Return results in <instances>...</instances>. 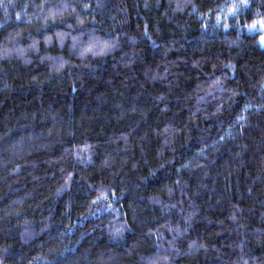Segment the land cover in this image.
Returning a JSON list of instances; mask_svg holds the SVG:
<instances>
[{"label": "clouds", "instance_id": "obj_1", "mask_svg": "<svg viewBox=\"0 0 264 264\" xmlns=\"http://www.w3.org/2000/svg\"><path fill=\"white\" fill-rule=\"evenodd\" d=\"M0 13V60L18 51L37 88H83L109 66L117 76L127 70L125 89L140 81L134 99L117 105L119 130L103 140L71 116L41 117L46 126L32 131L33 116L27 132L18 122L0 131V225L25 248L12 258L0 239V264H38L42 256L26 254L29 240L58 224L72 232L73 216L127 243L120 264H199L212 246L196 225L214 223L222 204L229 239L213 249L221 264H264V199L242 203L264 192V0H0ZM54 37L57 62L46 51L25 58ZM224 152L241 165L251 153L257 175L246 195L205 206L202 181ZM158 174L167 179L145 187ZM61 252L47 248L46 264Z\"/></svg>", "mask_w": 264, "mask_h": 264}, {"label": "trees", "instance_id": "obj_2", "mask_svg": "<svg viewBox=\"0 0 264 264\" xmlns=\"http://www.w3.org/2000/svg\"><path fill=\"white\" fill-rule=\"evenodd\" d=\"M31 9H29L30 11ZM2 18V13H0ZM26 22V18L21 20L17 26H21ZM61 27V26H57ZM53 29L49 28L45 32L35 33V37L40 39ZM22 41L21 43H27ZM43 41L41 40V45ZM58 40L53 38L52 44L44 49L41 47L40 53H28L27 58L38 59L45 51L48 57L56 61V52ZM0 55H4V51L0 48ZM9 55L13 58L9 60H0V82L8 80L10 85L4 88L3 83H0V131L10 127L13 123H17V129L21 125L25 127L24 132L29 131L31 118V130L35 131L42 125L39 121L41 117L55 116L56 119L63 117L65 120L71 116V119L82 122L90 126L93 133H100L99 139L103 140L108 133L119 130L123 123L117 122L114 117L119 115L120 109L118 104H127V102L135 97V90L139 87L140 81L137 79H129L128 86L125 89L121 86L120 81L127 78V70L120 69L123 74L117 76L113 72L111 66L98 79L85 78L86 84L83 88H78L77 85L53 84L46 85L40 82V87L37 88L34 84L29 83V73L25 71L21 62L15 60L20 53L16 50H11ZM149 59H152V54L148 53ZM159 59V57H155ZM46 57L45 63L41 67H47ZM27 67H31L28 64ZM39 80V77H33ZM77 87L76 93H72V88ZM150 90V89H149ZM147 104V100H143ZM69 109L71 112H69ZM151 115V113H150ZM51 123V119L47 120ZM19 134V131H14L12 137ZM0 155H3L0 153ZM244 164L241 165L234 161L227 152L218 154L216 158L217 167L207 177H204L202 183L207 185L206 189L202 190L200 199L205 206L216 203H223L221 197L227 196L236 200L240 193L247 194V188L252 184V178L257 175L255 171V160L251 153H246L243 157ZM43 166V165H41ZM167 179L163 174H158V178L150 180L145 187L152 183L162 182ZM194 180L190 179L192 184ZM257 183L253 188H259ZM61 201L63 197L60 198ZM256 199H264V192L258 194V197H248L242 201L245 205L258 207L255 204ZM59 206V205H58ZM224 205H217V212H213L210 217L214 223L208 224L201 220L196 225L197 233L205 234L208 237V243L212 246L209 248L207 255L198 256L199 264H221L219 255L213 250L215 247H223L227 244L229 233L225 231L224 225L221 223L223 212L219 209ZM97 217L102 213H97ZM257 215L259 213L257 212ZM73 221L76 222V227L72 232H68L63 224L54 226L50 232L35 239H30L29 244L33 245L28 249L27 255H40L43 260L38 264H46L51 260L52 256H44V251L50 246L59 244L62 252L55 255L53 264H120L123 258L124 249L127 247L126 242L113 241L104 237L100 232L86 231L88 225L94 223L92 217L80 218L73 216ZM255 222V219H254ZM82 233V235H81ZM0 239L6 240L13 248L10 249V256L14 258L25 252V248H16L15 236L9 232L7 228L0 225ZM27 247V246H25ZM227 251L226 248H224Z\"/></svg>", "mask_w": 264, "mask_h": 264}]
</instances>
